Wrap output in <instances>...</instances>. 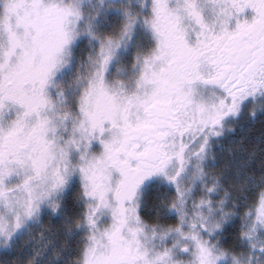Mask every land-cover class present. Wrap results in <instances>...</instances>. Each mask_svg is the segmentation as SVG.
<instances>
[{
	"label": "snow or ice",
	"instance_id": "1",
	"mask_svg": "<svg viewBox=\"0 0 264 264\" xmlns=\"http://www.w3.org/2000/svg\"><path fill=\"white\" fill-rule=\"evenodd\" d=\"M0 264H264V0H0Z\"/></svg>",
	"mask_w": 264,
	"mask_h": 264
}]
</instances>
